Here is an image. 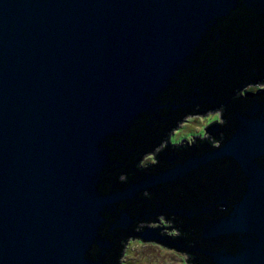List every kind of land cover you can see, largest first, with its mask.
Segmentation results:
<instances>
[{"label": "water", "instance_id": "95a60500", "mask_svg": "<svg viewBox=\"0 0 264 264\" xmlns=\"http://www.w3.org/2000/svg\"><path fill=\"white\" fill-rule=\"evenodd\" d=\"M240 7L264 17V0H0V264H113L118 245L109 247L105 225L110 231L131 225L124 210L108 222L118 203L226 159L251 181L241 190L248 194L239 215L253 220L247 224L258 243L251 242L250 255L219 264H264V172L256 165L264 154L263 123L239 116L223 130L215 122L193 142L219 132L223 143L193 161L177 165L176 155L165 152L158 159L171 169L125 184L106 178L120 139L139 117L161 118L160 98L197 66L208 40L228 38L218 25ZM251 41L241 37L230 51L242 53ZM222 42L211 47L221 51L208 64L219 55L229 62L222 50L232 43ZM254 45L253 55L264 53ZM194 98L186 96L187 108ZM207 111L214 112L193 115ZM159 145L153 142L151 151ZM224 177L212 185L201 181L203 192L226 193ZM148 214L136 211L133 221ZM239 227L222 226L214 235ZM171 229L146 228L140 241L162 238L155 243L168 245Z\"/></svg>", "mask_w": 264, "mask_h": 264}, {"label": "trees", "instance_id": "16d2710c", "mask_svg": "<svg viewBox=\"0 0 264 264\" xmlns=\"http://www.w3.org/2000/svg\"><path fill=\"white\" fill-rule=\"evenodd\" d=\"M245 16L248 17L245 18ZM242 23L244 24L243 26ZM223 30L226 32L224 34H226L228 38L226 39L223 37V39H225L223 42L216 37L215 42H210V40H208L210 44L206 42L197 55V60L195 62L197 66L178 75L177 81H173V86L160 98V103L163 105V108L159 111L161 118L155 120L154 117L149 114L139 117L131 126L127 135L120 139L122 145L116 150V160H114L113 165L109 167L106 178H112L113 182L118 184H125L131 177L134 178L136 176L135 178L139 180L141 176L144 178L145 174L153 170L159 171L173 168V166L165 164L164 161L160 159L161 164L149 170L147 167L150 165L140 167L139 160L144 154H150V152H152L150 149L152 143L157 140V143H162V147L154 152L153 155L159 162L158 157L163 158V155H161L162 150L166 149L167 151L166 147L168 146H166V144L171 132L178 128L179 124L186 116L212 108L215 105V103H211L212 100L218 99V101H221L226 93L235 88L237 84L250 80L258 72H264V58L257 54L253 55L251 52L252 45L255 44V42H260L261 46L264 47V17L249 10L245 11L240 7L239 10L233 12L230 17L223 19L218 25V31ZM241 37H244L247 41L252 40L248 43L250 48L241 51L242 53H237L233 50L230 51L229 47L234 45ZM226 40H230L232 44L227 48L225 47L222 50V54L225 55L226 58H229V62L223 69L216 70L218 66L224 64L221 55L218 56L219 62L217 64H208L206 59L211 60L210 57H213L217 47L221 51L220 45H217V47L212 50L211 47L213 45L221 42L224 43ZM203 59L204 61L201 62ZM237 67H239V69H237ZM195 89H199L200 92L193 94ZM177 91H180L183 95L177 96ZM187 95H192L196 98L195 103H193V106L190 108H187ZM234 98L235 105L244 104L242 101L243 98H240L238 94ZM172 103H175L177 106V109L174 111L169 107V104ZM229 127L230 126L226 128ZM219 136L221 137L222 135L219 134ZM214 141L218 143L219 146L223 143L220 139H214ZM212 142L195 140L192 144V146H195V149L193 148L192 150L186 145L176 146L178 149H187V151H181L180 154H177L179 158L178 163L186 162L192 152L196 154L197 157H200L204 152L215 149V146H212ZM122 146L127 147V153L121 151ZM201 146H204L205 150L203 152ZM169 147L173 148L171 145H169ZM195 150H197V153ZM126 156H128V160L124 159ZM233 170L236 171V166L234 162L229 159L215 161L207 166H202L200 170L192 173L190 178H185L182 182L170 183L167 186L158 188L159 190H157V188L152 189L150 190V196L141 192L136 200L120 203L114 214L110 213L107 216V220L108 222H114L115 216H118L121 212L119 210L129 212L132 217L136 211H140L141 213L144 211L149 212V214H152L154 217H156L155 214L157 213L162 214V216L167 215L170 209L174 210L176 207L180 206L187 207L188 202H185V196H180L182 193H192V191L196 189V186L202 183L201 181H205L208 185H212L216 183L217 177L227 176L228 173ZM115 179L116 181H114ZM155 192L159 194L155 195ZM203 193H206V190ZM211 193H216V191L212 190ZM144 219L135 221L134 226H131L128 230L118 229L116 231H110V225H105V236L116 241L118 245L117 256L113 264L119 263L123 255L125 242L134 239V231L143 229L140 223H142ZM173 232L175 234L168 237L169 241H181L182 243L190 244L191 233L188 229L184 231V233L178 231ZM109 253H107V255H109Z\"/></svg>", "mask_w": 264, "mask_h": 264}, {"label": "flooded vegetation", "instance_id": "af4514ba", "mask_svg": "<svg viewBox=\"0 0 264 264\" xmlns=\"http://www.w3.org/2000/svg\"><path fill=\"white\" fill-rule=\"evenodd\" d=\"M256 47L264 49L260 42H255L254 48ZM256 54L264 58V53ZM223 63L224 67L228 65V61L226 62L224 60ZM253 83L263 87L264 72H258L250 80L240 82L237 87L229 90V92L226 93L225 97L221 101H218V99L212 100L211 103H215V105L211 109H218L217 112H219L222 118V124H220L219 127L223 128V130L226 129L228 120H235V118L239 116L264 124V88H257L255 91L246 93H244V90H242V88H245L247 84L251 85ZM237 94L240 98H243L242 101L244 104L235 105L234 97ZM195 101L196 98H194L192 101V106ZM219 134L222 135V138L219 136ZM214 139H220V141L223 142L225 136L223 133L217 132L212 134L209 139H206V141L212 142ZM194 147L195 146H191L189 148L192 150ZM166 148L167 151L166 149L162 150L161 155L164 156L163 153H165V151L169 154H174L177 157V165L183 164L178 163L179 158L177 154H180L181 151H187V149H178L175 147V145L173 148H170L169 144ZM194 158L195 154L192 152L186 162L188 160L193 161ZM160 164L161 160H159L158 165ZM156 165L157 162L156 164L150 165L147 168L151 170L150 168ZM256 165L260 172H264V154H260L256 159ZM158 172L159 171L153 170L145 175H155ZM232 172L235 175L229 177L228 175ZM232 172H229L227 177L223 178L224 181L222 186H224V189H226V193H218V191L216 193H203L202 184H199L196 186V189L192 191V193H182V195H180L181 197L185 196V202H188L187 207L180 206L176 207L174 210L170 209V212L167 215L162 216L167 223L171 224L169 229L173 228L175 231L180 233H184V231L187 229L190 231V244H185L181 241H169L168 245L163 244L164 246L174 249L177 252L187 254L186 262L189 264H219L220 261L243 258L250 255L248 252H251V248L249 247L251 242L253 241L258 243L256 237L252 234L251 226H248L247 224L253 223V220L249 216L242 214L239 215V207L244 202V198L248 194L241 193V190H247V185L251 181H249L247 178H244L241 170L238 172L237 170ZM150 190L152 189L147 188L143 189L141 192L150 196ZM140 193H135L134 198L130 200H136ZM121 213H127V217L131 220V225L128 229H130L131 226H134L136 220L133 221L134 218L132 215L127 211H122ZM155 216L156 217L152 216V214L147 215V218L142 221L144 223L141 225L143 229L134 231V239L138 238L139 240L143 241L140 235L145 232L146 228H148V224L157 222L159 216L158 214H155ZM234 224H240V230L238 229V232L227 229L224 230L223 234L221 235H214L216 229L219 227H230ZM161 239L162 238H158V240L154 241L153 243L159 242L162 244L161 242L163 240ZM114 243L116 242L110 241L109 247L113 246ZM103 250L107 251L106 248ZM124 250L125 247L123 252ZM248 260L249 259H246L244 262H247Z\"/></svg>", "mask_w": 264, "mask_h": 264}, {"label": "rangeland", "instance_id": "374dc122", "mask_svg": "<svg viewBox=\"0 0 264 264\" xmlns=\"http://www.w3.org/2000/svg\"><path fill=\"white\" fill-rule=\"evenodd\" d=\"M264 88V86H246L242 90L243 92H252L256 89ZM215 109L214 112L207 111L204 115H193L186 116V118L179 124L178 128L171 132L168 143L169 145H178L181 140L187 143L190 147L193 142L192 137L203 138L205 131L204 129L215 123L222 124V119H220V114ZM212 146L218 147V143H213ZM162 147V143L153 149L150 154H144L139 160L140 167H146L147 165H153L156 162L153 160V153L158 151ZM157 223L148 224V228H159L170 227L171 224L167 223L161 216L158 217ZM144 223H140L143 225ZM160 224V225H159ZM171 231L167 232L165 236H170L175 234ZM125 250L118 264H189L186 262L187 255L184 253L176 252L173 249L166 248L157 243L153 242H141L139 239H132L125 242Z\"/></svg>", "mask_w": 264, "mask_h": 264}]
</instances>
